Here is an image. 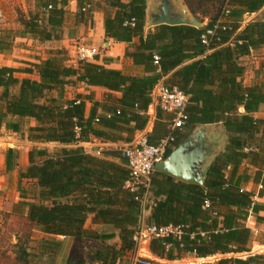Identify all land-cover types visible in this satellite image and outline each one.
I'll return each mask as SVG.
<instances>
[{"label": "trees", "instance_id": "16d2710c", "mask_svg": "<svg viewBox=\"0 0 264 264\" xmlns=\"http://www.w3.org/2000/svg\"><path fill=\"white\" fill-rule=\"evenodd\" d=\"M77 1L80 22L90 19L92 0ZM184 1L194 15L208 19L205 28L162 25L144 36V0H101L107 12L105 38L131 43L138 37L137 47L125 57L142 67L146 76H126L91 62L73 68L60 51L24 69L0 68V128L20 133L23 122L31 119L36 126L28 128L27 140L54 145L50 151L32 148L28 166L19 174L21 180L35 183L34 201L23 204L25 220L44 235L96 245L88 260L72 257L68 264H119L135 248L132 238L147 209L146 226L178 228L176 236L149 243V253L158 259L173 260L182 253L208 258L247 252L250 232L237 220H245L249 210L258 212L262 205L254 204L252 194L242 189L249 176L238 174V170L243 162L256 169L254 181L261 184L264 194V120L252 116L264 106V62L257 72L261 80L245 88L238 81L244 73L238 60L264 47V0H219L209 9L200 0ZM65 5L64 0H46L42 14L46 23L37 16L20 17L22 32L5 31L0 51L8 49L17 36L29 35L40 42L59 39L53 31L62 27ZM85 5L90 6L86 13L82 12ZM257 13L261 20L243 27L244 16ZM219 20L209 46L203 45L201 36L213 30ZM16 73L36 75L38 80H19ZM168 75L165 85L183 91L188 103L186 123L173 132L174 142L166 158L197 126L221 123L228 142L209 168L203 187L154 172L149 186L140 193L142 201H136L137 194L123 189L129 171L121 150L106 151L100 157L86 153L80 145L94 140L132 144L149 122L152 90ZM77 84L105 89L102 103L96 102L92 93L65 99L64 88ZM86 103L91 104L88 114ZM168 125L158 113L147 143L155 146L168 137ZM15 158L13 150L6 151L7 170ZM88 217L92 224L112 227L114 233L88 232ZM117 236L120 246L109 244ZM166 245H170L168 250ZM261 259L231 258L218 264H255ZM16 262L31 264L22 247Z\"/></svg>", "mask_w": 264, "mask_h": 264}, {"label": "crops", "instance_id": "0c3cea01", "mask_svg": "<svg viewBox=\"0 0 264 264\" xmlns=\"http://www.w3.org/2000/svg\"><path fill=\"white\" fill-rule=\"evenodd\" d=\"M178 1L180 0H176V2ZM64 2L66 5L63 8L65 14L63 16L62 27L60 30L57 29L56 31H53L54 36H59V39L40 42L36 39H32L29 35L17 36L10 43L8 49L0 51V68L6 67L11 69H24L27 68L29 64L39 63L47 58L53 57L59 51L63 53L65 58H67L66 64L68 66L77 68L78 63L75 59V50L78 45L84 44L97 49L99 52L95 59L90 61L91 63L103 66L105 69L120 71L126 76L143 77L147 75L144 73L142 67L134 66L132 61L125 57L126 52H131L137 47L139 40L138 37L134 38L131 43H117L112 39L105 38L104 20L107 12L104 10L105 6L101 0H92V15L90 16V19H86L85 17L84 19L86 20L82 22H80L81 17L78 14V1L64 0ZM45 4L46 0H0V38H2L5 31L22 32V26L16 21L18 12L24 15L23 17L26 19L30 16H37L42 19V22L46 23L43 21L42 15ZM154 4L155 0H144V5L146 6L144 23H146L147 12H150V6H154ZM185 5L187 6L186 2ZM191 14L195 16L200 23L204 24L203 28L207 26L208 21L203 22L192 12ZM253 16L254 18L247 21L248 17ZM260 16L261 13L244 16L242 24L243 27ZM157 27L159 26L151 28L144 27L143 35H147L149 31L154 32ZM262 48L264 49V47ZM255 51H252L250 56H246L238 60V63L244 68V73L238 81H240L245 88H249L261 80L257 76V72L261 63L264 62V59H261L263 61L259 60L258 62H254L257 61V58L254 56ZM253 64L254 66H252ZM14 77L19 80H38L36 75H27L24 73H16ZM169 78L170 75L163 77L152 90V103L147 112L149 122L144 131L136 134L137 137H134V142L143 137L147 138V136L152 132L153 126L156 122V115L158 113L163 121L168 122V124L171 121L170 115L162 113L158 110L156 92V87L158 85L165 84ZM90 93L94 95V100L96 102L102 103L104 95L107 91L99 87H86L83 84L67 86L64 88V98L67 100L74 99L79 94L87 95ZM52 95L54 97L58 96L55 92H53ZM90 108L91 104L86 103V114H88ZM150 111L152 114L149 113ZM238 112L243 114V108H239ZM252 116L256 119L264 120V106H261L259 111L254 113ZM25 125H27V128ZM34 126H36V123L33 120L26 119L23 122V129L20 133H12L4 126L0 128V230L2 232L5 231V228L9 229V227H11L10 225L13 218L22 217L25 219L27 208H25L23 204L34 201L33 193L35 190V183L33 181L21 180L19 178V174L24 172L28 166L29 151L34 147L41 148V146H54L52 144L42 145L30 143L27 140V130L28 128ZM206 126L211 128H218L220 126L223 127L221 123ZM17 136H21L20 140H17ZM99 145H101V142L94 140L91 143L81 144L80 146L86 153L98 156L95 155L96 153L94 151L90 149L88 150V148L97 147ZM110 145L114 147L117 146V144ZM119 145L123 147L125 146V144L122 143ZM225 147L222 149L221 154L224 152ZM9 149L14 151L17 158L14 159L11 169L7 170L5 155L6 151ZM243 172L247 173L249 181L242 185V189L252 194L251 200L254 204L262 205V209L260 211L252 212L249 210L248 217L245 220H237L238 225L250 232L246 243L247 252H231L225 255H215L208 258H197L192 254L182 253L179 257H176L173 260H167L158 259L152 256L149 253V243H145L140 247L139 255L150 257L151 259H154L153 262L157 264H218L220 260L225 259L232 258L246 260L249 257L261 256L262 259L255 264H264V194L262 193L261 184L254 181L256 169L252 168L246 162H243L238 170V174H242ZM228 173L229 170H227L226 174ZM263 179L264 170L262 171V180ZM26 185L32 186V195H30V192L26 190ZM149 214L150 211L148 209L143 211L140 219L142 224L145 225V220ZM88 229L97 233H114V229L112 227L92 224L91 217H88L85 224V230ZM110 242H112V244H117L118 247L120 246L118 236ZM174 254L176 255V253ZM131 257L132 254L130 252L123 257L119 264H131Z\"/></svg>", "mask_w": 264, "mask_h": 264}, {"label": "built area", "instance_id": "2783aa9c", "mask_svg": "<svg viewBox=\"0 0 264 264\" xmlns=\"http://www.w3.org/2000/svg\"><path fill=\"white\" fill-rule=\"evenodd\" d=\"M89 8V5H85L82 12H88ZM47 9H51V6H48ZM225 13L228 12L226 11ZM220 23L221 20L218 21L213 30L207 31L201 36L203 45L209 46L210 39L215 36V29L218 28ZM130 25H134V20L130 21ZM98 54L97 49L82 44L78 45L75 50V59L78 64L90 62ZM154 60L157 62L158 58L154 57ZM156 92L158 110L171 116V121L168 125L170 134L155 146L149 145L147 139L143 137L121 150V155L126 160L129 171V179L124 184L123 189L132 194H137V197H135L136 201H142L143 195L140 197V193L149 186L150 180L154 172H156L155 165L162 162L166 158L168 150L171 149L174 142L173 132L181 130L187 120L185 108L188 103V97L183 91L176 87L161 84L156 87ZM207 207L208 203L205 204L204 209ZM177 234L178 228H157L155 226H146L140 222L132 238L135 248L131 251V264H150L154 261L150 257L139 255L142 244L150 243L153 240L165 239L169 236H176ZM169 248L170 245H166V250Z\"/></svg>", "mask_w": 264, "mask_h": 264}, {"label": "water", "instance_id": "95a60500", "mask_svg": "<svg viewBox=\"0 0 264 264\" xmlns=\"http://www.w3.org/2000/svg\"><path fill=\"white\" fill-rule=\"evenodd\" d=\"M178 2L155 0L154 6H150V12L146 14L143 28L162 25L203 28L204 24L191 14L185 1ZM227 141L228 135L223 127L198 126L167 158L155 165V171L184 183L203 187L209 168L220 156Z\"/></svg>", "mask_w": 264, "mask_h": 264}, {"label": "rangeland", "instance_id": "374dc122", "mask_svg": "<svg viewBox=\"0 0 264 264\" xmlns=\"http://www.w3.org/2000/svg\"><path fill=\"white\" fill-rule=\"evenodd\" d=\"M199 0H193V2H197ZM202 6L208 9L214 5L218 4L219 0H200ZM24 15L17 13L18 22L19 18ZM253 17H248L252 19ZM203 22H207V18H202L201 16L198 17ZM256 19L261 20V18L257 17ZM255 58H257L258 62L261 59H264V49L260 48L254 52ZM263 61V60H261ZM254 66V64L252 65ZM150 114L151 111L149 112ZM28 124V123H27ZM27 128V125H25ZM137 135H135V138ZM17 140L21 138V136L16 137ZM99 144V143H98ZM121 143H117V146L114 147L110 144H102L88 148V150L94 151L96 154L100 156L103 152L110 151V150H122L123 146L119 145ZM50 151L54 146H45ZM41 146V148H45ZM40 148V147H34ZM101 157V156H100ZM26 190L30 192L32 195L31 185L25 186ZM8 221V220H7ZM11 227L5 228V231L0 230V264H18L16 262V257L20 253V248L25 249L26 253L29 255V261L31 264H68V260L74 257L77 261L78 260H88L89 253L91 250H94L96 245L93 242L83 241L77 242L72 239H64L62 237H51L48 235H44L33 228L24 218L16 217L12 219ZM91 232L90 229L87 230ZM58 244V245H57ZM112 244V242H109ZM20 246V248H18Z\"/></svg>", "mask_w": 264, "mask_h": 264}]
</instances>
